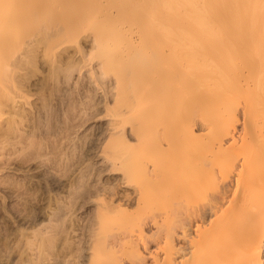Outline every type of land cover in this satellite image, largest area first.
<instances>
[{"label": "rangeland", "instance_id": "rangeland-1", "mask_svg": "<svg viewBox=\"0 0 264 264\" xmlns=\"http://www.w3.org/2000/svg\"><path fill=\"white\" fill-rule=\"evenodd\" d=\"M158 2L0 0V264H110L111 261L113 264L116 260L117 264L161 263L166 236L174 233L175 236L178 229L177 215L174 216L176 195H173L177 191L173 189L178 182L173 180L177 171L168 173L177 166V163L172 166L178 160L175 153H184L181 150L187 143L191 144L190 149L187 147L190 151L194 136H199V146L202 147V141L206 145L213 130L207 135L209 128L202 124L211 120L207 118L213 112L207 106L201 107L206 108L204 113L210 111L208 115L203 113L202 119L201 109L198 114L195 105H184L190 102L197 106L200 99L205 101L198 95L208 94L204 89L206 81H202L204 86L198 83L203 86L201 90L197 88L198 73H193L195 68L191 71L194 66L190 63L189 49H185L187 55L180 49L176 52L181 53H174L182 58L178 60L182 67L180 64L178 69H188L189 62L191 68L186 71L196 75L195 85L191 79H187L191 84L185 85L201 91L198 94L191 90L190 94L199 98L195 96L197 103L191 95L188 97L186 93L190 91L182 84L185 100L182 104V93L178 97L179 91L175 92L181 81H176L178 86L165 76L164 71L175 76L179 72V77L181 73L176 70L178 65L174 67L175 62L170 65L172 61L169 58L165 61L161 54L164 46L165 54L169 48L176 49V43L173 45L169 38V43L164 40L166 28L169 25L176 28L177 21L170 19L167 26L163 25L165 15L172 14L176 5L170 1L168 7L160 8ZM186 28L185 23L178 26V30ZM173 68L176 74L172 73ZM181 78L178 80L184 81L185 77ZM167 97L171 99L168 101ZM207 97L208 101L213 99L210 92ZM232 99V136L236 139L243 136V143L237 139L238 147L243 149L251 142L252 134L245 127V100L239 96ZM192 107L194 117L190 118ZM187 124L189 130L193 129L191 132L186 130ZM188 132H193V138ZM213 135L208 139L210 142ZM226 140V146L232 144L230 136ZM245 151L248 154L246 148ZM221 156L218 160L223 161ZM153 160L154 164H160L154 167L164 166L163 170L168 172L165 171V176L161 169L160 173L156 171L159 175L156 178L157 168L147 163ZM144 165L152 169L151 174ZM143 169L148 171L146 177ZM159 178L165 181H158ZM147 186L149 192L145 190ZM138 190H143V195ZM143 197L147 199L144 201ZM148 201L151 204L145 209L142 206ZM124 208L128 210L122 212ZM128 214L132 216L128 218ZM127 237L130 239L126 240ZM104 242L106 249L115 246L111 255L110 250L103 249Z\"/></svg>", "mask_w": 264, "mask_h": 264}, {"label": "bare ground", "instance_id": "bare-ground-1", "mask_svg": "<svg viewBox=\"0 0 264 264\" xmlns=\"http://www.w3.org/2000/svg\"><path fill=\"white\" fill-rule=\"evenodd\" d=\"M170 1H173L175 3L176 9L172 14L167 13L165 15L164 18H167V19L166 21H164L163 25L167 26L166 22L172 19L173 22L177 21L176 23L177 27L174 28V27H170L169 25L166 28V31H167L166 33L170 34L171 36L168 34H167L168 36L165 35L166 39L164 41H167L169 43L168 41V38H169L170 42L172 40L173 45L174 43H176L175 44L176 49H175V46H173V49L175 50L170 51V48L168 47L169 44H168L167 45V47L169 48L168 53L167 52L166 54L163 53V50L165 48L164 46V48L162 47L163 50H161L162 51L161 54L164 56L162 55L161 56L165 57L163 59L164 60L166 59L167 62L169 60L172 61L171 63L169 62L170 65L175 62L174 65L175 64L176 65L174 66L172 64V66L176 68L178 65L176 70L180 71L183 74L187 72L186 70L191 68V67L189 68V66L191 65L189 64V62L187 63L188 65L186 64L188 69H183V71L185 70V72L181 71L182 68H180L181 70H179L178 69L179 65L181 64L180 67H182V63L179 64L178 60L181 58L180 55L182 54H180L179 55L180 57H178L177 54L181 52L177 51L178 52L177 53L176 50L180 49V50H184L183 52H185L187 49H189L190 54L188 55H190V61H191L190 63H192L194 66L191 69V71L194 70L195 68V72L193 71V73H196V74L198 73L197 75L198 82H197L196 75L195 74L191 75L192 73L189 71L187 72L188 74L186 73L187 75H189L190 73L189 76L186 75L187 78L184 74L182 75L181 73L179 77V74H178L179 72L176 74L174 70L175 68H173L174 72L172 73L176 74V76L170 73H167V71H164V70H161V71L162 73L166 72V74L164 73L165 76L168 75L170 79H173L172 81L174 83L176 81L182 82V83L178 82L180 84L179 89L177 88V85H176L175 88H177L176 89L177 91L173 89L176 93L179 91L178 95L175 93L178 97L182 92H184L183 90L180 89L183 86L182 84L185 85L186 83V85L187 84L190 85L191 82H194V85H195V82H197L198 87L197 86L196 87L201 90V88H203V86L205 85L202 83H204L205 81L207 82L206 84L207 88L206 86L204 88L207 90V92L206 90L203 92L204 93L206 92L205 94L207 93L209 94L210 92L211 96H213V99H211V101H208V99L212 98V97H209L210 95L208 96L209 98L207 97L208 94L205 95L208 98L206 99V97L203 96L204 94H201V93L199 94V92H201L199 89L198 90L192 89L194 87L193 85H191L193 86L191 89H190L191 86L189 87L190 90L185 85L186 91L187 89L188 91H190L189 94L188 92L186 93L188 97L191 95L190 93H192V91H195L196 93L198 92L199 94L198 97L199 96L200 98L204 97L205 101L207 102L205 101L203 102V100L201 101L200 99V104H197V106L196 104H192V105L188 104L190 102L188 103L186 102L187 104H184L185 103L184 102L185 100L183 99L184 93H182L183 97L181 95L180 97L182 98V104L189 105V106L195 105L196 108L195 107L194 108L196 110V113H198L197 111H199L201 107L203 106L204 107L207 106L208 109L211 110V112H213V115H212L213 117L210 116L209 119L207 118L208 121L210 119L211 120L207 122L206 124H202V125H204L205 128L207 129L209 128L208 130L206 129L207 130L206 133H208L207 135L211 134L209 133V131L213 130L212 131L214 134V135L212 134L214 136L213 139L215 138V136L216 138L214 139L215 142L213 139H212V142H210L212 135L211 137L210 135L209 136L204 135V136H207L208 139L210 137V140L207 139V142L211 144L210 146L208 145L209 143L205 142L207 145V147L205 148L206 145L202 141L201 143L204 145V147L202 144L201 145L204 150L198 144V141L200 140L199 136L197 137L199 139L195 138L194 136V139L197 140V143H196V140L194 143L192 140H190L191 141L190 142L189 139H187L190 143L192 142L194 143L192 144L193 147L191 148V150L190 151L187 150L189 143L185 141L187 143V147L184 149L182 148V150L180 149L181 147H178L179 149H177L178 151L184 150L185 152L184 153L180 152L182 153L181 155L178 153H175L176 155L175 157L178 158V160L176 159L177 162L176 161L175 163L173 162L172 166L176 163H177V166H173L172 167L173 171L171 170L172 172L170 173H168L165 170L168 174H171V175L172 173L174 174V171L175 172L177 171V174H176L177 178L175 177L173 179V180L176 179L175 181H178L175 183L177 184V186L176 187L174 186L173 188L172 186L173 183H171V187L174 190L175 188L177 190L176 194H173L174 196L176 195L174 197L176 199L172 198L171 196L169 197H171L172 200L174 199V201L176 202V211H175L174 216L176 217L177 215V218H175V222H177L176 226L178 227V229H175V231H177L175 236H174L175 233L169 236L168 233L166 232V235H168V237L166 236V238L170 240L169 241L168 239L166 240L167 241L166 250L161 248L160 246V248L163 249L162 251L165 250L164 251L165 256L164 258L162 257L163 259L161 258L162 261L161 263L160 262L159 263L160 264H264V0H159L158 3L160 5V8L168 7V5L170 4ZM184 23L187 24V28L178 30V26L184 25ZM171 37L173 39H171ZM165 43L163 44L166 45L167 43L166 44ZM172 43H170V45ZM170 47H172V45ZM169 51L172 52L171 54L173 55H171ZM174 52L177 54H175ZM174 54L178 58L177 60L174 57ZM185 55H187V51ZM171 57H174V58H171ZM172 59H174L175 61ZM181 61L182 60H180V62ZM182 62H185V61L183 60ZM165 64L164 66H166ZM183 66L185 65L183 64ZM173 76L175 77L178 76V77L173 78ZM190 76L191 77L193 76V77L191 78ZM181 77H185L186 79L184 78V81L185 80L186 81L184 82L182 80H178V79H183ZM187 79L188 80L191 79L190 80L191 82L189 81V83H187L188 82ZM165 81H168V79L166 78ZM161 83H162V80H161ZM178 83L176 82V84ZM198 83H201L203 86L201 87V84L199 86ZM195 96L197 97V94L191 95L190 97L194 98L195 100L196 98ZM236 96L237 97L239 96V98H242V99L244 98L245 100L244 102V100L241 99L245 104L244 105L245 106L244 114L246 115L245 127H249L248 129H251V133H252V134L250 133L251 134L250 140L252 143L247 142L248 146L247 147L245 146V148L248 151V154L244 153L245 148H243L244 149L243 150L241 149V147H238V144H239L238 141L240 140V142L242 143L244 141V138L242 140L243 136L241 138L237 137V139L239 140L235 138V135L232 136L233 134L232 129L234 128V127L232 128V124H233L232 120L234 118L233 117L234 114L233 116H231L232 115L231 111H232V106H233L232 98H235ZM178 97L176 98V101L179 99ZM171 98H173V100L175 99L173 95ZM171 98L167 97L168 101ZM180 100L181 99H179V103L181 102ZM197 100H199V98ZM197 100H195L196 103H197ZM188 101H189V98H188ZM237 101H238V105H240L239 99H237ZM238 105L236 107H238ZM163 107H165V104H163ZM163 107H162V110H163ZM183 107L186 108V106H183ZM185 108H184L185 111H189L188 109H185ZM194 108L192 111H190L191 113L194 112ZM205 109H201L202 112L200 110L201 112L200 115H202L201 118L202 117L204 118L203 111H205ZM207 112L204 113V115H206ZM193 114L194 113L190 115V118L193 116ZM186 115L188 116V113ZM235 119H234V126H235V121H236ZM191 123L193 122L191 121ZM192 125H195V124H192ZM206 125H208V127ZM186 126L188 128V129L186 128L187 131L191 132L193 130V129L189 130L188 124ZM184 133L185 132H183V134ZM195 134L196 133H194V135ZM187 135L188 134H186V136ZM189 135L192 136L193 138V132L192 134L189 133ZM190 136H187V137H190ZM229 136L232 138V144L229 146L228 145L226 146L227 140H228V139L226 140V138H229ZM247 136H245V138ZM246 141L247 139L245 140V142ZM159 144L161 145V143ZM244 145L242 146L244 147ZM189 146H191V144H189ZM147 147H150V146L148 145ZM157 148L158 146L156 147V149ZM151 149H154V148H151ZM185 149L187 150V152ZM242 152L244 153L243 155L240 154ZM177 155L178 156L180 155V156L177 157ZM241 155L243 156L242 158H241ZM218 156L223 157L222 159L223 161L218 160ZM148 162L149 164L151 163L152 168L154 167L153 165L160 166V164H156V163L154 164V160L151 162L147 161V163ZM147 167H149L148 164H147ZM147 167L145 166V170ZM162 167L164 166H161L160 169H158L159 167L157 168V166L154 167V168H157L156 170L154 169L156 178L159 177V175H156V171L157 173L161 172V174L163 175L164 173L166 174V172L163 170L164 168ZM149 169L152 170L151 168ZM149 169L148 171L151 174V171ZM145 170L143 171L145 172L144 176L145 174L147 176L148 171L146 173ZM160 178L158 179V181L160 180ZM162 179L164 180V178ZM170 179H171V176H170ZM150 180H151L150 182H154L152 181L151 178ZM146 183H149V181ZM155 183H157V181H155ZM166 184L168 183L166 182ZM152 185H150V187H152ZM155 187H153V190ZM147 188L148 186L145 188V190ZM148 189L146 191H148ZM158 189L163 190L164 188L158 187ZM174 192L175 191H173L172 193ZM151 193H154V192H151ZM141 195H143L142 192H141ZM148 196L149 195H147V197ZM128 197H130V194ZM147 197L146 198L143 197L144 201L145 199H147ZM139 199L141 200V198ZM149 204H151V201L150 203L148 201V204H145L146 206H142V205L141 206L145 208ZM111 205L110 206L107 205V206L111 207ZM138 207L139 206L137 205V208ZM124 210L127 211L128 208L127 210L124 208L122 212ZM103 211L107 212V210H103ZM138 211H139V208H138ZM141 211H144V209H142ZM109 212L111 211H108V213ZM119 212H121V210H119ZM128 213L132 214L131 212H128ZM129 214H128V218L130 216ZM163 217H164V214H163ZM168 220L169 219H167V221ZM156 223L157 221L155 222V224ZM171 223H169V225H171ZM165 224L166 223H164V225ZM162 231L160 230V232ZM142 235L143 234H141V236ZM119 238H122V237H119ZM128 238L129 237H127L126 240ZM126 240L124 241L126 242ZM144 240H147V239L144 238ZM101 241L103 242V240ZM119 242H120V239H119ZM121 242L124 244L122 240ZM109 243L111 242L108 241V244ZM129 243L130 242H128V244ZM120 244L121 243H119V245ZM130 244L132 245V243ZM101 245H104L105 247V242ZM117 245H116V248L118 247ZM133 245L135 246V243ZM109 246L110 245H108V247ZM106 247L103 248L102 246L104 250L106 249ZM121 247H122V244H121ZM109 248L110 249H106V250H110L109 252L111 255L113 252V248H115V246L112 248L111 247ZM118 248L116 249L117 251L119 250ZM133 250L134 249H132V251ZM136 252L135 254L133 253L132 254L136 255L137 254ZM150 255L152 257V254ZM115 256L117 257L118 255H115ZM155 256L153 258H155ZM135 257H133V259ZM140 259L138 258L137 261L138 260L140 261ZM117 261L118 260H116V262ZM116 262H114L113 264H117ZM110 264H112V261L110 262Z\"/></svg>", "mask_w": 264, "mask_h": 264}]
</instances>
